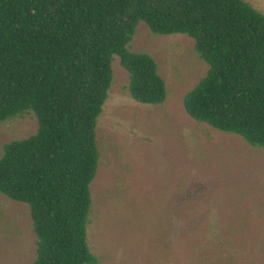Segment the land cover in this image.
<instances>
[{
	"label": "trees",
	"instance_id": "1",
	"mask_svg": "<svg viewBox=\"0 0 264 264\" xmlns=\"http://www.w3.org/2000/svg\"><path fill=\"white\" fill-rule=\"evenodd\" d=\"M143 21L186 34L209 67L183 98L195 120L264 150V14L245 0H0V122L37 130L3 145L0 192L29 206L32 264H94L86 223L97 118L118 56L140 103L166 97L154 58L129 50Z\"/></svg>",
	"mask_w": 264,
	"mask_h": 264
},
{
	"label": "rangeland",
	"instance_id": "2",
	"mask_svg": "<svg viewBox=\"0 0 264 264\" xmlns=\"http://www.w3.org/2000/svg\"><path fill=\"white\" fill-rule=\"evenodd\" d=\"M264 14V0H245ZM129 50L145 52L166 97L140 103L118 56L97 118L98 162L86 223L94 264H264V150L193 119L184 95L206 74L194 39L139 21ZM32 111L0 122L3 145L37 130ZM29 206L0 192V264H32Z\"/></svg>",
	"mask_w": 264,
	"mask_h": 264
}]
</instances>
